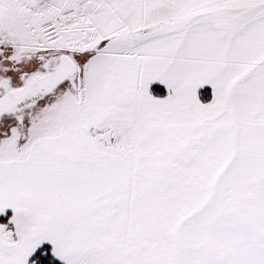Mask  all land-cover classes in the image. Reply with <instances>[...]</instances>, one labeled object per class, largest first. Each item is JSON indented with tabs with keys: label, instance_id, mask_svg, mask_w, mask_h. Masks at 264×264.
Returning <instances> with one entry per match:
<instances>
[{
	"label": "snow or ice",
	"instance_id": "1",
	"mask_svg": "<svg viewBox=\"0 0 264 264\" xmlns=\"http://www.w3.org/2000/svg\"><path fill=\"white\" fill-rule=\"evenodd\" d=\"M0 264H264V0H0Z\"/></svg>",
	"mask_w": 264,
	"mask_h": 264
}]
</instances>
